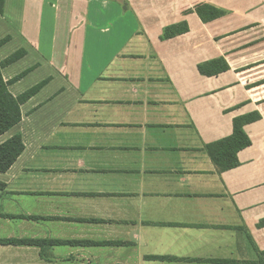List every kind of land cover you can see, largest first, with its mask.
Instances as JSON below:
<instances>
[{"label":"crops","instance_id":"crops-1","mask_svg":"<svg viewBox=\"0 0 264 264\" xmlns=\"http://www.w3.org/2000/svg\"><path fill=\"white\" fill-rule=\"evenodd\" d=\"M4 39L8 92L43 86L0 264H264V0H4Z\"/></svg>","mask_w":264,"mask_h":264},{"label":"trees","instance_id":"trees-1","mask_svg":"<svg viewBox=\"0 0 264 264\" xmlns=\"http://www.w3.org/2000/svg\"><path fill=\"white\" fill-rule=\"evenodd\" d=\"M3 4L4 0H0V15L3 14ZM181 34V32H174L166 36V38H172ZM8 39H4L0 41V46H2ZM23 55L22 51H18L12 56L8 57L4 61L0 62V137L9 132L15 126H17L21 121V113L20 107L23 105L28 99L33 97L43 86V84H39L34 88L28 90L21 96L14 98L8 92V84L4 82L1 74V70L15 61L19 60ZM23 74L17 76L14 79L18 80L22 77ZM240 137V134L222 140L218 143L212 145V147H220L234 139ZM24 151V146L22 143L21 136L19 134L14 135L7 142L0 146V172H6L10 167L16 162L18 157Z\"/></svg>","mask_w":264,"mask_h":264}]
</instances>
